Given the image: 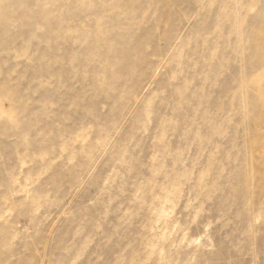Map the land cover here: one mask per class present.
<instances>
[{"label": "rangeland", "instance_id": "obj_1", "mask_svg": "<svg viewBox=\"0 0 264 264\" xmlns=\"http://www.w3.org/2000/svg\"><path fill=\"white\" fill-rule=\"evenodd\" d=\"M0 264H264V0H0Z\"/></svg>", "mask_w": 264, "mask_h": 264}]
</instances>
